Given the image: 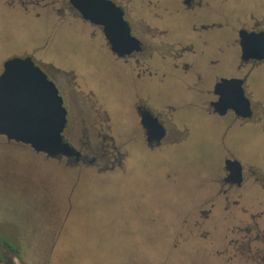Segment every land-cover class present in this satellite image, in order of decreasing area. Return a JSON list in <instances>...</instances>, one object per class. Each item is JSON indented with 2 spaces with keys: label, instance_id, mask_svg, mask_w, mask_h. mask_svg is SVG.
<instances>
[{
  "label": "rangeland",
  "instance_id": "obj_1",
  "mask_svg": "<svg viewBox=\"0 0 264 264\" xmlns=\"http://www.w3.org/2000/svg\"><path fill=\"white\" fill-rule=\"evenodd\" d=\"M118 1L124 5L132 34L147 49L161 54L173 46L179 49L189 45L194 52L203 50L208 56L228 57L235 50L234 30H264V0H199L201 6L196 10L184 8L178 0ZM173 21L180 25L174 27ZM155 23L162 29L154 27ZM210 24L214 25L209 35L199 28ZM76 26L72 22L53 31L50 27V35L45 22L23 16L20 9H7L0 1V66L10 57L28 52L34 60L41 58L60 66L64 76L75 69L85 72L97 60L106 70L108 59L98 46L82 41L80 33L74 40L69 38ZM203 36L208 38L204 47ZM47 37L48 48L40 51ZM169 60L155 59L151 64L168 71L172 67ZM199 66L204 67L202 61ZM138 69L142 73L141 65ZM84 76V82L94 85L89 75ZM59 79L65 83L70 78ZM160 79L152 80L154 83L141 94L160 109L171 100L176 103L171 105L175 111L181 112L177 121L173 117L164 120L167 134L159 146L149 149L142 144L139 148L141 139L129 132L132 140L125 139L122 163L113 171L98 173L97 167L80 165L67 172L64 159L48 158L47 178L38 185H21L10 178L0 180V236L19 250L14 253L5 249L1 264H214L203 253L200 239L188 235L208 184L206 170L210 167L205 163L218 160L221 136L228 128L226 147L244 160L251 161L254 156L252 162L262 165L263 127L258 121L242 127L233 122L231 111L223 117L209 113L198 94L193 97L177 80L174 86L167 74ZM108 83L109 107L125 113L124 120H111L110 124L117 130L129 129L133 125L126 110L132 98L129 80L108 79ZM247 84L255 112L263 109L264 113V60L251 71ZM59 94L66 107L61 91ZM75 117L71 111L63 132L65 139L74 147L95 145L96 134L88 121Z\"/></svg>",
  "mask_w": 264,
  "mask_h": 264
},
{
  "label": "flooded vegetation",
  "instance_id": "obj_2",
  "mask_svg": "<svg viewBox=\"0 0 264 264\" xmlns=\"http://www.w3.org/2000/svg\"><path fill=\"white\" fill-rule=\"evenodd\" d=\"M7 9H20L23 16H32L34 19L42 20L48 26L46 30L50 35V27L52 31L54 27L60 25L76 23V32L72 35L73 40L76 38V34L80 33L83 39L93 42L94 46H98L102 56L101 45L104 46L107 52L114 58V61H119L127 71L123 76H120V82L124 78H128L131 86L130 102L132 113L130 115L133 125L129 129L113 128L110 124L109 116L105 113H100V106L97 103L98 97L92 89H81L79 79L77 78L76 71H67L65 75L69 80L65 83L60 81L59 77H65L60 74L61 68L48 60H34L42 70L47 72V77L51 79L57 89L58 93L61 91L66 101L67 110V123L64 128L66 130L69 122L71 111L76 113V120L81 118L82 121H88V127L96 134V144L83 143L82 146L75 147L80 151L79 157L76 159L71 157H48L57 161L63 160L65 163V169H76L80 165H85L86 168L97 167L98 173L103 171H113L122 163L124 152L126 147L124 143L118 140V136H128L129 132L132 135L141 139V142L149 149H153L159 146L167 134V127L164 120L172 119L176 108L171 105L160 109L154 107L147 95H143L144 88H149V85L154 83L152 80H161L160 77H164L168 72L174 74H180L182 78L186 75V79L189 84L187 87L194 92H197L200 99L204 101L206 110L209 113L214 112L211 102L217 99V95L214 94V85L221 78H242L243 89L247 98L248 84L247 78L252 70H255L256 65L264 60L241 59V49L239 45L238 30L243 28L248 31H260L263 29L256 27H239L235 32V50L231 53V56L223 57L222 54H214L208 56L204 54V51L194 52L192 46H182L176 49L177 46H173L168 53L161 54L158 50H149L146 48L144 42L141 41L142 49L139 52L131 53L126 56H118L111 51L109 44L103 34L102 27L95 25L87 20H84L80 13L73 7L69 0H0ZM119 5L124 13V5L118 0H112ZM181 6L189 10H196L201 6L199 0H178ZM128 22V21H127ZM129 26L131 23L129 22ZM212 25H201L199 28L205 31L208 35L212 30ZM132 29V26L130 27ZM193 29L196 30L195 27ZM71 32V31H70ZM69 33V32H68ZM132 33V31H131ZM164 35V32L161 31ZM205 34V33H204ZM74 35H76L74 37ZM49 36V35H48ZM74 37V38H73ZM99 38L100 41L99 42ZM203 47L208 43L207 36H203ZM49 37L43 42V46H40V51H44L48 48ZM171 45V44H170ZM32 55L28 52L22 53V56ZM157 59L166 60L172 67L168 71H161L153 63V60ZM200 61L203 62V66H199ZM236 61V70L231 73L223 75L221 72L223 67L230 66L232 62ZM143 68L140 73L138 66ZM204 68V69H203ZM201 71V74L198 73ZM107 72V71H106ZM161 72V73H160ZM159 74L162 76L159 77ZM60 75V76H59ZM112 78V79H111ZM116 80V77H109L106 80ZM132 81V83H131ZM119 82V80H118ZM135 82V83H134ZM63 99V98H62ZM252 114L248 118H241L237 116L232 110H227V113L231 111L234 115V121L239 125L245 126L252 121L260 122L264 131V118L263 109L260 113H256L254 110L253 102L250 100ZM64 105V101H63ZM166 110V113H162ZM147 111L153 116H156L158 120L165 127V137L158 143H148L146 141L145 129L141 124V112ZM99 113V115H98ZM103 114V115H102ZM219 115V116H224ZM103 116V117H102ZM228 128L222 133V145L221 154L218 155V160L215 163L204 162L206 166L210 167V170H206L207 176L204 187V198L198 208L197 219H195V225L191 227L189 236L200 239V247L203 249V253L210 258L214 264H264V154L262 156V165L255 164L254 156L250 157L251 161L244 160L242 157H238V154L232 153L229 148L226 147L228 143L224 142L227 135ZM134 132V133H133ZM2 136V135H1ZM8 143L14 141L8 140L3 136ZM63 138L65 141L69 142ZM18 143V142H16ZM225 143V144H224ZM70 144V142H69ZM124 151V152H123ZM87 152V153H86ZM252 155V154H251ZM236 159L241 164V180L239 183L230 182L227 180L229 171L226 169L225 160ZM95 171V170H93ZM194 228V230H193Z\"/></svg>",
  "mask_w": 264,
  "mask_h": 264
},
{
  "label": "water",
  "instance_id": "obj_3",
  "mask_svg": "<svg viewBox=\"0 0 264 264\" xmlns=\"http://www.w3.org/2000/svg\"><path fill=\"white\" fill-rule=\"evenodd\" d=\"M69 1L84 20L102 27L109 47L116 55L122 57L142 49L139 38L131 33L122 8L114 1ZM238 38L242 60L264 58V30L241 28ZM242 84V78H221L213 89L217 95L211 102L214 112L223 115L232 110L241 118L250 117L251 104ZM66 123L67 110L55 83L33 58L26 55L6 59L0 72V135L48 157L74 156L77 159L80 151L63 138ZM141 124L148 143H158L165 137L163 124L147 111L141 112ZM225 166L229 171L227 180L239 183L240 162L226 159Z\"/></svg>",
  "mask_w": 264,
  "mask_h": 264
},
{
  "label": "crops",
  "instance_id": "obj_4",
  "mask_svg": "<svg viewBox=\"0 0 264 264\" xmlns=\"http://www.w3.org/2000/svg\"><path fill=\"white\" fill-rule=\"evenodd\" d=\"M160 20V19H159ZM154 27H159V23L152 24ZM172 25L174 27H178L180 25V22L174 23L172 22ZM161 28V27H159ZM162 29V28H161ZM86 40V39H84ZM83 41V38H82ZM88 41V40H87ZM99 42L100 38H99ZM102 53L104 58L108 59V64L106 70L101 69V63L98 64L97 61H95L91 65V69H88L87 71H78L75 69L77 73V78L79 79V83L81 85V89H92L95 92L96 97H98L97 103L100 106V113L107 114L109 116L110 120H117V121H122L124 120L125 113L122 111V109L117 108L115 110L111 109L109 107V83L108 80H106L109 77L115 76L117 81L120 76H123L125 72L127 71L126 68L119 63V61H114V58L109 54V52L106 51L103 45H101ZM43 59H38V61H42ZM47 61V60H46ZM49 62V61H48ZM95 65V66H94ZM236 61L232 62L230 66H225L223 67L222 71H227L226 73L222 72L223 75L230 74L234 70H236ZM2 70V65L0 66V72ZM107 71V72H106ZM84 73V74H83ZM174 74L168 72V77L171 78L174 82L177 80L182 86L187 87V82H185L186 75L182 78V76L179 74ZM199 74H201V71H198ZM83 74V75H82ZM234 74V73H231ZM84 75H89V77L94 81V85L92 84L91 86L88 85L87 82H84L83 76ZM85 77V76H84ZM86 78V77H85ZM112 79V78H111ZM190 94H192L193 97L197 98V92L192 91L187 87ZM111 96V94H110ZM112 97V96H111ZM174 99V96L172 97ZM169 100L168 104L169 105H175L176 103L172 102ZM202 103H205L202 101ZM131 104L127 105L126 110L128 111V114L131 115L132 109H131ZM167 105H165L166 107ZM181 111L177 110L174 115H173V120L177 121L179 118H177V114H179ZM264 132V131H263ZM123 138L122 143H124L125 139H130L132 140V137L129 136H122L119 135L118 139ZM137 137V136H136ZM139 138V137H138ZM120 140V139H119ZM0 143H3L0 145V180H4V178H10L13 181L18 182L21 185H26V184H31L34 185L35 182L38 181H45L47 178V171H48V165H47V159L43 154L41 153H36L34 152L28 145L21 144V143H8L6 139L0 135ZM143 143L140 142L138 144V147L141 148V145ZM43 157V159H42ZM31 158V159H30ZM200 162V161H199ZM59 170H62V168H59ZM68 172V171H67ZM55 177H58V172H55ZM26 179L30 180V183H22L20 181H25Z\"/></svg>",
  "mask_w": 264,
  "mask_h": 264
},
{
  "label": "trees",
  "instance_id": "obj_5",
  "mask_svg": "<svg viewBox=\"0 0 264 264\" xmlns=\"http://www.w3.org/2000/svg\"><path fill=\"white\" fill-rule=\"evenodd\" d=\"M5 249H8L10 251H13L14 253H19V250L16 247V245H14L13 243H11L8 238L3 237V236H0V264L5 259V254H3L4 251H5Z\"/></svg>",
  "mask_w": 264,
  "mask_h": 264
}]
</instances>
